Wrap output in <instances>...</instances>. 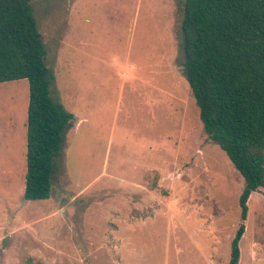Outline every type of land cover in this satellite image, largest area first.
Listing matches in <instances>:
<instances>
[{
    "label": "rangeland",
    "instance_id": "374dc122",
    "mask_svg": "<svg viewBox=\"0 0 264 264\" xmlns=\"http://www.w3.org/2000/svg\"><path fill=\"white\" fill-rule=\"evenodd\" d=\"M74 125L49 197L23 198L26 79L0 83V264H228L244 180L182 73L184 0H30ZM239 264H264V187Z\"/></svg>",
    "mask_w": 264,
    "mask_h": 264
},
{
    "label": "trees",
    "instance_id": "16d2710c",
    "mask_svg": "<svg viewBox=\"0 0 264 264\" xmlns=\"http://www.w3.org/2000/svg\"><path fill=\"white\" fill-rule=\"evenodd\" d=\"M180 49L203 130L244 180L228 260L239 264L247 200L264 187V0H184ZM45 53L30 0H0V83L28 82L25 200L49 197L55 159L74 125L51 95Z\"/></svg>",
    "mask_w": 264,
    "mask_h": 264
}]
</instances>
